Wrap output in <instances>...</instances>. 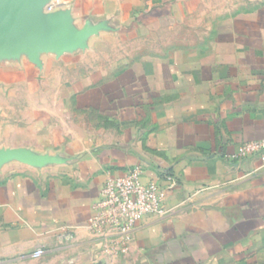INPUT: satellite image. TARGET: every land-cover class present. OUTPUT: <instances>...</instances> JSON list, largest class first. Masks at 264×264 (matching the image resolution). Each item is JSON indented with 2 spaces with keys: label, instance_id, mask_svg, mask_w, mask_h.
Listing matches in <instances>:
<instances>
[{
  "label": "crops",
  "instance_id": "crops-1",
  "mask_svg": "<svg viewBox=\"0 0 264 264\" xmlns=\"http://www.w3.org/2000/svg\"><path fill=\"white\" fill-rule=\"evenodd\" d=\"M55 1L85 47L0 49V264H264V0ZM136 165L167 212L116 253L89 221Z\"/></svg>",
  "mask_w": 264,
  "mask_h": 264
},
{
  "label": "built area",
  "instance_id": "built-area-1",
  "mask_svg": "<svg viewBox=\"0 0 264 264\" xmlns=\"http://www.w3.org/2000/svg\"><path fill=\"white\" fill-rule=\"evenodd\" d=\"M61 2L55 1L53 11ZM238 159L257 156L264 164V138L245 141L234 155ZM140 165L131 167L122 176H110L105 181L99 199L93 204L89 225L103 246L123 253L134 238L141 221L149 216L167 212L169 189L156 181L144 183ZM45 249L38 248L34 257H41Z\"/></svg>",
  "mask_w": 264,
  "mask_h": 264
},
{
  "label": "water",
  "instance_id": "water-1",
  "mask_svg": "<svg viewBox=\"0 0 264 264\" xmlns=\"http://www.w3.org/2000/svg\"><path fill=\"white\" fill-rule=\"evenodd\" d=\"M46 0H0V49L9 55L27 50L31 58L40 62V52L56 49L63 54L68 49L85 47L88 29H76L66 15L45 14ZM30 157L18 149L0 151V163L10 157Z\"/></svg>",
  "mask_w": 264,
  "mask_h": 264
}]
</instances>
